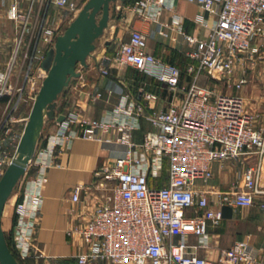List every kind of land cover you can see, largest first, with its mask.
Wrapping results in <instances>:
<instances>
[{"label": "built area", "instance_id": "1", "mask_svg": "<svg viewBox=\"0 0 264 264\" xmlns=\"http://www.w3.org/2000/svg\"><path fill=\"white\" fill-rule=\"evenodd\" d=\"M7 1L0 0V3L5 5ZM189 1L213 16L212 20L197 19L209 28L205 38L188 35L179 27L192 46L187 52L192 61L187 67L190 80L182 79L180 67L148 52V34L137 28L131 29L128 41L120 44L112 58L119 67H132L163 83L178 98V102L150 116L151 129L138 145L139 150L134 149L130 136L141 127L145 108L129 93H121L118 103L104 118L89 120L76 111L65 114L66 118L57 121L55 130L45 137L43 146L39 149L37 146L17 185L21 199L15 207L13 242L21 259L33 255L36 219L43 204V187L48 182L47 170L56 165L54 153L58 147L70 146L75 139L119 147L114 164L105 165L94 173L102 183L104 194L91 219L76 230L87 245V251L76 257L77 264H216L189 253L187 236H198L199 246L206 247L208 227L219 225L223 220V206L250 207L264 196L261 184L264 127L257 128L256 115L243 96L219 92L199 82L204 73L217 80L228 78L238 62L260 55L262 44L258 41L264 40V0ZM173 3L174 0H137L130 7L143 22L158 24V33L166 37L168 33L160 20L164 11L173 9ZM51 4L58 9L74 10L77 6L76 0H49L44 4L47 9L40 20L38 40L29 58L27 84L34 81L35 77L30 76L33 66L44 58L40 54V41L53 46L61 28L60 15L48 11ZM8 15L23 22L18 50L30 11L22 12L18 0H12ZM14 61L11 57L8 68L0 70V95L9 97V112L0 123V132L6 137L14 133L19 102L26 88V82L20 87L12 83ZM101 73L108 75L109 71L102 68ZM247 82V77L242 76L235 86L240 89ZM16 94L19 97L15 100ZM145 97L149 99L152 94L147 93ZM98 131L108 136L99 135ZM20 137H11L15 148ZM1 153L0 179L14 158L9 157L7 150ZM226 158L255 162L245 168L240 185L216 194L220 208H214L197 181H209L213 176L212 164ZM31 166L36 170L28 178ZM163 168L167 184L151 186L149 177H157ZM82 190L81 185L74 188V201L80 199ZM260 206L264 209L263 202ZM174 236H179L177 241L173 240ZM249 238L250 235L223 250V264H255L257 258Z\"/></svg>", "mask_w": 264, "mask_h": 264}, {"label": "crops", "instance_id": "2", "mask_svg": "<svg viewBox=\"0 0 264 264\" xmlns=\"http://www.w3.org/2000/svg\"><path fill=\"white\" fill-rule=\"evenodd\" d=\"M136 1L134 0V3ZM11 2L12 0H8L5 5L0 3V52L4 54H11L15 44L17 47V39L23 30V22L11 19L8 15ZM18 3L22 12L30 11L20 48L25 54L31 49L32 54L38 40L40 20L44 17L47 8L44 6V0H18ZM134 3L128 0L125 3L117 2L118 17L110 19L101 46L87 59L88 66L80 68V76L70 81L65 96L58 104L60 111L57 114L76 111L81 117L89 120L104 118L118 103L121 93H129L145 108L140 119L141 127L135 129L130 136V141L135 144L134 149L139 150L138 145L143 141L146 132L151 129L150 116L178 102V98L156 79L132 67L116 65L112 60L115 51L122 42L128 41L131 29L137 28L148 34L146 48L148 52L166 63L187 68L192 63L187 57V52L192 49V46L180 33L179 27L188 35L205 38L209 28L197 19L202 17L212 20L213 16L210 11L203 9L197 3L189 0H174L173 9L164 11L160 20L168 33L165 37L158 33V24L145 23L137 17L130 7ZM43 8H45L44 11L39 15ZM58 10L53 4L48 9L50 13L56 14L60 13ZM258 43L264 46V40ZM39 46L43 48L46 45L40 41ZM49 47L51 46H47L46 49ZM262 47L259 54L263 53L264 56ZM256 63L255 60L244 58L237 63L234 72L228 78L217 80L204 73L199 82L219 92L221 91L217 86L223 82L233 88L234 91L229 93L239 94L246 99L244 95L248 96L249 89L246 85L248 82L240 89L235 86V83L242 76H246L249 81L250 72L248 71ZM261 64L264 65V60ZM8 66V60H0V70H6ZM23 67L21 63L13 69L11 80L14 85L19 84L21 74L24 73ZM102 68L107 69L109 74L103 75ZM25 78L26 75H24ZM209 81H213V84ZM242 90L244 95L241 94ZM147 93H151L152 97L146 98ZM56 122L53 120L45 124L46 136L55 130ZM20 128L16 123L13 135L17 139L23 131V128ZM98 134L108 136L101 131H98ZM40 147L41 145L38 149ZM116 149H119L117 145L84 139H75L70 146H61L56 149L54 153L56 165L47 170L48 182L43 187V204L36 219L33 255L26 258L31 261V264H77L76 257L87 251L86 243L76 230L91 219L96 207L102 202L104 190L101 181L95 177L94 173L105 165L114 164ZM237 161L243 162L242 159L233 158L216 161L211 167L212 178L206 183L197 181L198 187L206 193L214 208H220L216 194L229 191L236 186V180L233 178L236 171L242 169ZM149 183L153 187L167 184L165 168L157 177L151 175ZM261 184L264 186L263 181ZM77 185H81L83 190L80 199L74 201L73 190ZM20 199L18 189L7 201L2 216V227L5 233H10L12 236L16 221L15 207ZM262 202L264 203V196L259 197L253 206L231 207L232 209L227 211L219 225H209L206 247L199 246L201 239L198 236L188 235L187 251L213 260L216 264H223L222 251L230 248L236 241L247 239L250 235V247L257 258L255 264H264V209L260 206ZM70 231L72 234L69 233ZM178 238L179 236H174L173 240L177 241Z\"/></svg>", "mask_w": 264, "mask_h": 264}, {"label": "water", "instance_id": "3", "mask_svg": "<svg viewBox=\"0 0 264 264\" xmlns=\"http://www.w3.org/2000/svg\"><path fill=\"white\" fill-rule=\"evenodd\" d=\"M118 1L125 3L127 0H88L65 31L57 36L41 62V68L47 75L34 100L14 158L0 179V264H20L2 227L5 205L26 173L45 124L66 118L65 114H56L60 109L58 98L72 78L80 76L77 66H88L87 59L108 29L110 19L119 15ZM230 209L229 206L222 207L224 217Z\"/></svg>", "mask_w": 264, "mask_h": 264}, {"label": "rangeland", "instance_id": "4", "mask_svg": "<svg viewBox=\"0 0 264 264\" xmlns=\"http://www.w3.org/2000/svg\"><path fill=\"white\" fill-rule=\"evenodd\" d=\"M87 1L88 0H76L77 6L74 10L67 9V8L58 10L60 12L58 14L60 15V19H61V21H60L61 28L58 31L59 32L58 35H61L65 31V29L69 26L70 22L79 14V12L82 10V8L84 7V5ZM48 2H49V0H44V3H48ZM43 11H44V8L40 11L39 15ZM105 35H103L100 38V40L96 43V48L94 51H96L98 49V47L101 46L102 40L105 37ZM45 45L46 46L41 48L42 51L40 53L42 56L44 55L43 57L46 56L47 51L49 50V48L52 47L51 46L48 49H46L47 46H49V45H47V44H45ZM14 47H15V49L13 50V52L11 54H8V53L4 54V53L0 52V60L1 59L2 60H8V62H10V56L14 57L15 61H14V68L12 67L13 69H15V67L17 65L23 63L24 73L21 74L18 86L19 87L23 86L26 82V85H25L26 88L24 90V96L19 102L20 108L18 109L16 115H17V124L21 128H23L22 130H24V127L26 124L25 119H27L29 117V114H30V111L32 109L34 100H35V98H36V96H37V94H38V92L42 86V82H43L44 78L46 77L47 73L41 68V62L42 61L39 63H36L35 66H33L32 71L30 72V76L35 77L34 81L30 82V84L29 83L27 84L28 81H26V79H24V75H26V73L29 72L28 67H29V58L31 57V49H30L29 53L25 54L23 52L22 48H19L18 50L16 49L18 47V44H17V47H16V44ZM263 51H264V46L262 47V52ZM42 59H44V58H42ZM253 60L257 61V63L255 64V66H252L251 70L248 71V72H250L249 81L246 84L248 89H249L248 96L243 94V90H242L241 94H243L246 97V103H247L248 108L251 111H253L256 115L257 128H263L264 127V65L261 64V62L264 60L263 53L261 55L255 56ZM82 67H83L82 65H78L77 70L79 71V69ZM12 72L14 73V71H12ZM252 74H254V76ZM185 79H187V78L185 77ZM74 80H75V78H72V81H74ZM209 82H211V84H213V81H209ZM219 84L220 85H218L217 87L220 89L221 92H226V93H229L230 91L232 92L233 88L229 87L228 84L226 85L223 82H220ZM67 88L68 87H66L64 89V91L62 92V94L59 96L58 104L62 100L63 96H65V92L67 91ZM240 92L241 91H239V93ZM1 96H3V95H1ZM4 96H6V95H4ZM18 97H19V94H16L15 100ZM59 111H60V109H59ZM8 112H9V109H7V104L6 105L0 104V123L2 120L5 119ZM45 132L46 131H45V126H44L42 133H41V137L37 142L38 147L40 145L43 146V144L45 143V137H46ZM12 136H13V134L6 137L3 133L1 134V132H0V154H2L1 153L2 150H7L9 157H11L12 155L14 156L16 148H15L14 144L12 145L10 143ZM2 138H5L4 139L5 141H2L1 140ZM253 161H255V160H246V161L243 160V162L237 161L239 164L238 166L242 167V169L240 170L237 168L238 170L236 171V175L233 178L234 180H236V182H235L236 185H240L242 183L243 170L246 166H248V164L249 165L254 164ZM35 170H36L35 167L31 166L28 169L27 177L29 178L30 176H33V174L35 173ZM262 181L264 183V177H263ZM17 185H16L11 197L19 189V187Z\"/></svg>", "mask_w": 264, "mask_h": 264}, {"label": "trees", "instance_id": "5", "mask_svg": "<svg viewBox=\"0 0 264 264\" xmlns=\"http://www.w3.org/2000/svg\"><path fill=\"white\" fill-rule=\"evenodd\" d=\"M128 1L134 3V0H128ZM180 69L182 71V79L184 80L185 77H186L187 79H185V80H190L191 77L187 74V68H185L183 66H180ZM8 99H9L8 96H1L0 95V104H5L6 105L8 103ZM5 234H6V238H7L8 245H9L11 251L13 252V254L15 255V257L20 262V264H31V261L30 260H28V259L27 260L26 259H21L18 256V254H17V252H16V250L14 248V242H13V236H12V234H10V233H5Z\"/></svg>", "mask_w": 264, "mask_h": 264}, {"label": "bare ground", "instance_id": "6", "mask_svg": "<svg viewBox=\"0 0 264 264\" xmlns=\"http://www.w3.org/2000/svg\"><path fill=\"white\" fill-rule=\"evenodd\" d=\"M27 120H28V118H27Z\"/></svg>", "mask_w": 264, "mask_h": 264}]
</instances>
